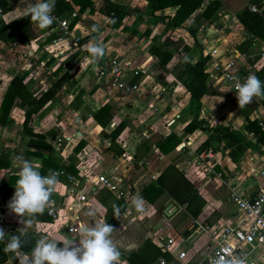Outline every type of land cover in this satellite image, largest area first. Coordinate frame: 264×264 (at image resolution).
Segmentation results:
<instances>
[{"label": "crops", "instance_id": "0c3cea01", "mask_svg": "<svg viewBox=\"0 0 264 264\" xmlns=\"http://www.w3.org/2000/svg\"><path fill=\"white\" fill-rule=\"evenodd\" d=\"M67 1L75 12L69 28L78 38L76 48L53 43L56 21L41 30L31 24L30 16L17 18L31 6L29 0H0V99L14 75H23L25 90L37 99L66 73L55 93L26 121L28 105L16 99L6 122L0 125V154L7 162L0 168V182L8 176L18 179L19 158L39 165V170L44 159L49 169L58 173L52 196L58 218L53 221L46 210L31 226H24L8 207L14 181L11 197L0 201V228H23L38 237L58 240L78 239L81 224L105 221L115 228L112 239L121 252L119 264H130L126 255L139 251L155 254L149 264H158L159 257L166 264H175L173 254L181 250L185 252L184 264H196L211 248L215 229L243 217L228 201L230 190L250 198L264 184V176L259 175L264 171V141L260 137L259 141L247 123L255 120L264 132V99L255 98L239 109L236 93L207 73L208 50L215 45L220 56H251L247 60L252 64L258 58L248 50L256 39L241 47L248 36L241 29L244 38L229 48L224 33L230 36L240 27L236 18L240 8L223 9L222 0L217 18L200 23L194 36L186 26L207 0L177 27L167 25L175 6L151 12L145 0ZM104 1L121 7L117 26L109 23ZM252 4L249 1L248 6ZM79 6L82 9L77 12ZM71 12L64 11L56 18H69ZM94 41L105 47V56L95 64L81 61L82 55L88 58L86 49ZM153 47L170 53L163 68L157 65ZM204 55L208 56L204 65L206 92L195 116L186 87L195 77L194 63ZM113 59L122 65L124 80L136 86L135 92L118 91L107 77L97 75L98 64L107 67ZM200 121L209 126L227 124L236 135L216 139V132L192 124ZM159 140L164 152L156 146ZM34 143L48 145L51 153ZM207 151L213 158L210 170L198 160V155ZM99 176L117 183L124 197L116 199L100 187L95 180ZM157 177L161 189L146 187L157 186ZM136 196L144 202L141 215L131 205ZM114 205L120 209L117 216ZM125 205L130 213L124 212ZM90 209L95 210L91 217L85 215ZM70 226L74 230L67 232ZM167 238L173 239V253L161 254L160 245ZM12 254L7 252L4 264H19ZM259 261L264 264L263 259Z\"/></svg>", "mask_w": 264, "mask_h": 264}, {"label": "clouds", "instance_id": "9594fccd", "mask_svg": "<svg viewBox=\"0 0 264 264\" xmlns=\"http://www.w3.org/2000/svg\"><path fill=\"white\" fill-rule=\"evenodd\" d=\"M56 0H36L24 13L17 17L30 16L31 24H36L41 30L51 26L56 17L52 14ZM10 22V21H9ZM96 29L93 28V31ZM90 54V63H98L106 54L105 47L97 42L87 47ZM236 78L232 87L235 89L239 109H243L252 103L253 99H264V81L255 74L250 73L242 83ZM18 179L15 181V191L9 201V209L20 217L21 223L31 226L34 219L48 211L53 214L54 201L52 200L58 184V173L49 169L47 175H42L39 165H33L29 160L19 158ZM131 205L136 211L144 210V202L140 196L132 199ZM114 216L119 214L120 209L114 205ZM95 210L90 209L86 216H93ZM114 227L105 221L94 225L81 224L78 239L65 237L52 239L39 235L35 247L30 253L20 251L21 240L19 236H11L5 243L6 232L0 228V243L4 244V251L16 255L19 264H119L121 252L112 239ZM26 230H20L23 235ZM62 245V246H58ZM224 255L212 261V264H245L244 260L233 255L225 249Z\"/></svg>", "mask_w": 264, "mask_h": 264}, {"label": "built area", "instance_id": "2783aa9c", "mask_svg": "<svg viewBox=\"0 0 264 264\" xmlns=\"http://www.w3.org/2000/svg\"><path fill=\"white\" fill-rule=\"evenodd\" d=\"M29 1L31 5L36 2V0ZM248 9L250 12L258 13L264 18V0H260L258 5L252 4L248 6ZM74 16L75 13L72 12L69 18L55 19L58 32L56 38L53 40L54 44L65 43L69 47H77L78 38L69 28L70 18ZM208 51L211 58L208 62L207 73L213 78H219L224 81V83L228 84L229 88L232 87V81L236 78H239L237 82L242 83L249 74L247 70L250 68L257 71L264 67V54H261L258 59L253 60L252 64H249L247 59H251V56L247 58L244 56L240 58L238 54L220 56L219 46L216 45ZM90 59V54L88 58L85 55L81 57V61H90ZM96 71L99 77H107L110 85L116 90L135 92L136 86H130L124 80L123 67L116 59L111 60L107 67L99 63ZM230 91L235 92V89L232 88ZM198 160L200 165L210 170L213 160L210 151L199 154ZM217 175L219 176V174ZM259 175L264 176V171H260ZM68 179H71V177H68ZM95 180L100 187L108 190L114 198L122 199L124 197V193L117 183L107 176H99ZM82 198L81 196L80 199ZM52 200L54 201L53 198ZM228 201L243 217L234 224L216 228L212 237L211 248L196 264H212V261L218 258V255L225 254V249L230 250L233 255L242 258L245 264H260L262 261L259 260L261 259L264 261V184L250 198L244 197L241 193L232 189L228 194ZM124 212L130 213V209L126 206ZM136 214L141 215L142 212L140 211ZM49 216L55 221L58 218V213L53 208V214ZM246 218H249V220L247 221ZM73 230V227H67V232H72ZM203 230L208 232V228L206 227ZM173 244V239L167 238L160 245V249L162 252L172 254ZM173 256L176 260L175 264H184V251H176ZM158 264H166L163 257L158 258Z\"/></svg>", "mask_w": 264, "mask_h": 264}, {"label": "trees", "instance_id": "16d2710c", "mask_svg": "<svg viewBox=\"0 0 264 264\" xmlns=\"http://www.w3.org/2000/svg\"><path fill=\"white\" fill-rule=\"evenodd\" d=\"M146 3L150 7V11L154 12L158 9H162L169 6H175V11L171 17V19L167 22L168 26L177 27L183 23V21L193 13L204 0H145ZM104 13L109 16V23L111 26H117L121 15L123 14L121 7L110 3L108 1H104ZM251 3H255L258 5L260 0H252ZM221 5V0H207V4L201 10L200 13L196 14L192 21L186 26L187 32L194 36L195 31L198 29L200 23L204 20H213L217 18V14L219 12ZM72 5L67 0H56L55 9L53 11V15L59 17L64 11L71 12ZM82 7L79 6L77 12L81 11ZM72 13V12H71ZM70 13V14H71ZM75 13V12H74ZM236 18L241 29L245 30L248 33V36L244 39V42L241 43V47L249 44L252 41V38L256 39V37L264 42V19L258 13H252L248 9V5L244 6L242 9L236 12ZM111 21H114L112 23ZM73 19L70 21V25L72 24ZM240 49V48H239ZM242 49V48H241ZM151 52L156 58L157 65L161 68L164 67L165 63L170 57V53L159 48L153 47L151 48ZM208 60V56H201L193 65V70L195 71V77L186 87V91L189 94V102L195 110V116L197 114V109L199 108V100L205 94V80L207 78V73L204 70V65ZM261 81H264V67L260 70L254 72ZM66 78V73H62L58 76L55 81L49 86L45 91H43L37 99L31 97L28 92L25 90V85L22 83L23 75H14L8 81L6 89L4 90L2 97L0 99V125H3L6 122L9 110L16 99H20L26 102L28 105V109L25 112L24 121L28 118L31 112L36 111L40 106H42L45 101L50 98L59 87L60 83L64 81ZM264 103V101H262ZM247 118V114L244 116ZM252 126V131L256 135V137L262 139L264 132L256 125L255 120H251L247 122ZM195 127H199L201 130H205L206 132H216L215 138L219 139L220 137H234L236 134L230 132L228 129V125H220L216 124L214 126H209L205 121H200L199 123H192ZM37 139L41 138L40 135L36 136ZM259 139V141H260ZM32 144V142H30ZM162 140H159L156 143L158 149L164 152V148L162 147ZM38 147H44L47 149L49 153H51V148L46 144L34 143ZM205 146V144H204ZM42 169L40 170L42 175H47L48 171L46 169L48 164L44 159H41ZM7 166L6 158L0 154V168H4ZM15 181V178H11L8 176L7 180H3L0 182V201H3L7 198H10L12 195V185ZM157 186L147 185L146 187L152 189H161L160 180L157 177ZM144 187V189H146ZM143 189V190H144ZM143 196V194H142ZM161 254H165V252H159ZM155 254L150 255V253L144 251L139 252H130L126 255L125 259L130 264H149L151 260L154 259ZM7 259V252L4 251L3 243H0V264H4Z\"/></svg>", "mask_w": 264, "mask_h": 264}, {"label": "rangeland", "instance_id": "374dc122", "mask_svg": "<svg viewBox=\"0 0 264 264\" xmlns=\"http://www.w3.org/2000/svg\"><path fill=\"white\" fill-rule=\"evenodd\" d=\"M249 1L252 2V0H222V8L227 9L234 6L242 9L244 6L248 5ZM225 37H227L228 39L225 42H227L226 44L229 45V48L237 46L238 43L244 38L243 34H241V27H237L236 30L234 29L233 32H231L230 36H228L227 33H224V38ZM259 42L261 41L256 37L255 46L248 50L249 52H251V54H253V57L255 56V58H259L261 54H264V46ZM12 258L15 259V255L12 254Z\"/></svg>", "mask_w": 264, "mask_h": 264}, {"label": "water", "instance_id": "95a60500", "mask_svg": "<svg viewBox=\"0 0 264 264\" xmlns=\"http://www.w3.org/2000/svg\"><path fill=\"white\" fill-rule=\"evenodd\" d=\"M6 237H5V243L8 241L9 237L11 236H19L21 240V247L20 251L24 253H30L32 249L35 247L37 240L39 239L38 236L33 235L31 233L25 232L23 235H21L20 231L15 230H7ZM186 232L183 233L185 235Z\"/></svg>", "mask_w": 264, "mask_h": 264}]
</instances>
